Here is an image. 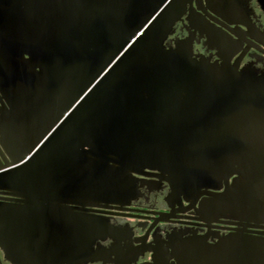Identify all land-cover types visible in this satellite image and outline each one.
Here are the masks:
<instances>
[{
  "label": "water",
  "instance_id": "water-1",
  "mask_svg": "<svg viewBox=\"0 0 264 264\" xmlns=\"http://www.w3.org/2000/svg\"><path fill=\"white\" fill-rule=\"evenodd\" d=\"M264 9V5H262ZM181 0H0V73L20 84L28 119L0 165V251L11 264L91 260L134 175L157 171L184 196L264 222V76L165 40ZM23 88V89H21ZM237 175L231 182L228 179ZM105 230V228H104ZM185 264H264L238 230Z\"/></svg>",
  "mask_w": 264,
  "mask_h": 264
},
{
  "label": "flooded vegetation",
  "instance_id": "flooded-vegetation-1",
  "mask_svg": "<svg viewBox=\"0 0 264 264\" xmlns=\"http://www.w3.org/2000/svg\"><path fill=\"white\" fill-rule=\"evenodd\" d=\"M181 1L184 10L167 36L166 46L188 39L197 59L226 62L239 71L264 76V0ZM20 86L0 73V165L9 160L13 147L16 151L11 156L32 142L29 138L14 145L20 128L35 124L40 131L50 123L49 118L28 119ZM236 177L230 176L228 183ZM224 188L222 182L219 189L184 196L157 171L134 175L133 191L125 198L87 207L86 214L104 224L102 238L93 245V258L77 264H185L190 250L214 246L238 230L252 240L264 241L263 221L232 218L220 208L206 205L211 194H220ZM5 197L0 193V201ZM0 264H11L1 251Z\"/></svg>",
  "mask_w": 264,
  "mask_h": 264
}]
</instances>
